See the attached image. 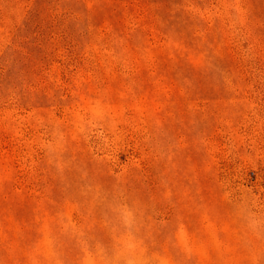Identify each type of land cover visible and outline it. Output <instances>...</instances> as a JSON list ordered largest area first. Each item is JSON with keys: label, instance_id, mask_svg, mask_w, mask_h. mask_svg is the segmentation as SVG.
I'll use <instances>...</instances> for the list:
<instances>
[{"label": "rangeland", "instance_id": "374dc122", "mask_svg": "<svg viewBox=\"0 0 264 264\" xmlns=\"http://www.w3.org/2000/svg\"><path fill=\"white\" fill-rule=\"evenodd\" d=\"M0 264H264V0H0Z\"/></svg>", "mask_w": 264, "mask_h": 264}]
</instances>
